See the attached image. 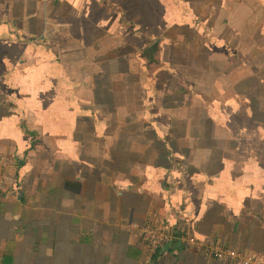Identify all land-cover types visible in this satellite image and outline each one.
<instances>
[{
  "label": "crops",
  "instance_id": "0c3cea01",
  "mask_svg": "<svg viewBox=\"0 0 264 264\" xmlns=\"http://www.w3.org/2000/svg\"><path fill=\"white\" fill-rule=\"evenodd\" d=\"M3 161L0 264H242L177 237L149 256L128 222L264 264V0H0Z\"/></svg>",
  "mask_w": 264,
  "mask_h": 264
},
{
  "label": "rangeland",
  "instance_id": "374dc122",
  "mask_svg": "<svg viewBox=\"0 0 264 264\" xmlns=\"http://www.w3.org/2000/svg\"><path fill=\"white\" fill-rule=\"evenodd\" d=\"M222 13L224 14L225 12H222ZM218 21L221 22V18ZM190 27H179V26H176L175 29H174V34L176 36H178L179 34H183V33L187 34V32H190V34H192V35H194V34L203 35L204 29H203V25L202 24L201 25H191ZM189 28H190V30L188 31ZM198 37H199L198 39H200V36H198ZM196 43L198 45L199 44H203V40L202 41L199 40L198 42H194L193 44H196ZM217 58H220L222 63H230L232 61L231 59H228V58H222V57H217ZM214 67H215V65L212 64V68H214ZM223 70L226 72L228 77H231L232 81L237 80V73H235L234 67H233V69H231L230 66L229 67H225ZM192 76L197 78V75H195V74L191 75V77ZM215 76H216V74H208V73L204 72V75H203V73L201 75V81L197 84V85H200V84L203 85V101H204V104H206L208 102L206 107L203 106V117L211 114V115H216V116L221 118V116H219V114H220L219 112H221V111L217 110L219 106L217 107L216 104L214 105V103H211L210 99H208V101H207L204 98L205 95L207 97L211 98L212 97L211 94H213L214 97L217 96L219 98V101H221L220 98H222L223 96H221L222 95L221 88L217 85V81L215 80ZM236 84H238V83L237 82L233 83V85H236ZM245 85H246V83H245ZM239 86H241V85H239ZM205 90H207L206 94H205ZM247 91L248 90L245 87V89H243V90L242 89H235V91L229 90L227 92L229 94L228 96H232V97L233 96H237L238 99H241V102H243V104L239 105L238 108L241 110V113H243L245 115L246 114L249 115L251 113L250 110L251 111L253 110V107H251V105L250 106L246 105V102L248 101L247 100ZM232 97H229V98H232ZM191 100H193V99H191ZM200 101L201 100L196 98L193 102L194 103H201ZM203 101H202L201 104H203ZM217 103H218V101H217ZM229 112H231V111H229ZM217 113H219V114H217ZM186 114L189 115V113H187V112H186ZM239 118H241V121L239 123H235V124L227 123L226 125L231 127V128L244 129L243 130V131H245L244 135H246V128H245L246 126H245L244 121H243L244 119L240 115H239ZM221 126L222 125L219 124V128H221ZM215 127L216 126H214V128ZM176 128L177 129L180 128L179 130L181 131V133H183L185 131V129L186 130H191L192 129V127H190L189 123H187V125L185 126L184 122H182L180 125L176 126ZM238 140H239L238 141L239 144H246V142H247L246 136L243 137V138H239ZM217 141H218V138H216V137L203 138V144L206 142L209 146L210 145H214ZM220 245L225 246V244H220ZM226 245L230 246L228 244H226ZM249 257L252 258V256H249Z\"/></svg>",
  "mask_w": 264,
  "mask_h": 264
},
{
  "label": "built area",
  "instance_id": "2783aa9c",
  "mask_svg": "<svg viewBox=\"0 0 264 264\" xmlns=\"http://www.w3.org/2000/svg\"><path fill=\"white\" fill-rule=\"evenodd\" d=\"M56 1V0H55ZM6 166V163L0 162V170ZM128 228H134L148 242V254L151 256L154 252L161 250L164 244L169 243L174 237L185 242L190 247L202 251L205 255L214 259H223L227 261L239 260L242 264H262L259 260H255L246 256L244 251L234 246H223L213 244L199 239L194 233L186 230H180L173 234L166 229L154 228L145 224L134 222L127 223Z\"/></svg>",
  "mask_w": 264,
  "mask_h": 264
},
{
  "label": "water",
  "instance_id": "95a60500",
  "mask_svg": "<svg viewBox=\"0 0 264 264\" xmlns=\"http://www.w3.org/2000/svg\"><path fill=\"white\" fill-rule=\"evenodd\" d=\"M159 48V43L151 44L148 48L143 51L142 57L145 58L147 61L152 62L156 58V55H158Z\"/></svg>",
  "mask_w": 264,
  "mask_h": 264
},
{
  "label": "trees",
  "instance_id": "16d2710c",
  "mask_svg": "<svg viewBox=\"0 0 264 264\" xmlns=\"http://www.w3.org/2000/svg\"><path fill=\"white\" fill-rule=\"evenodd\" d=\"M168 231V230H167ZM166 244H164L163 246H162V248L165 246ZM159 251V250H158Z\"/></svg>",
  "mask_w": 264,
  "mask_h": 264
}]
</instances>
